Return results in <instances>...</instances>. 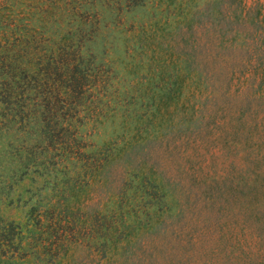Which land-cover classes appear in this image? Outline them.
Here are the masks:
<instances>
[{"label":"trees","instance_id":"16d2710c","mask_svg":"<svg viewBox=\"0 0 264 264\" xmlns=\"http://www.w3.org/2000/svg\"><path fill=\"white\" fill-rule=\"evenodd\" d=\"M42 1L48 7L36 15H19L0 0V203H11L14 184L24 180L49 190L31 227L0 212V261L55 262V237L71 241L73 217L64 224L62 216L54 217V189L63 194L88 184L111 155L110 147L85 142L83 125L102 122L117 103L138 129L171 106L190 103L193 110L183 109L182 118L192 119L193 128L207 130L213 122L221 129L215 139L232 155L229 168L199 176L195 205L181 201L169 222L155 220L170 207L163 194H138L134 207L110 214L109 231L92 235L89 246L108 245L102 256L115 264H264V0H207L203 6L169 0L174 13L158 45L157 90L145 99L151 111L140 114L125 106L131 96L115 87L111 72L98 70L90 49L97 27L87 15L96 11V1ZM51 18L57 26L49 28ZM143 26L136 51L147 55ZM88 224L93 232L103 225L97 215ZM148 229L155 230L144 235ZM212 243L228 258L210 257ZM200 250L206 257L196 261Z\"/></svg>","mask_w":264,"mask_h":264},{"label":"rangeland","instance_id":"374dc122","mask_svg":"<svg viewBox=\"0 0 264 264\" xmlns=\"http://www.w3.org/2000/svg\"><path fill=\"white\" fill-rule=\"evenodd\" d=\"M95 1L96 11H91L87 15L95 28L97 27L90 49L97 59L98 70L103 73L109 70L114 77L111 82L115 87L127 90L131 98H126L125 106L134 107L137 114L146 110L149 112L152 106L148 107L151 105L150 100L145 99L153 90H157L156 57L163 54V49L158 45L164 43V30L171 22L175 2L135 0L140 2L135 4L129 3L128 0H107V3H104V0ZM206 1L199 0V3L203 6ZM246 1L250 3L252 0ZM6 2L14 9H18L19 15L31 11L36 15L40 7H48L42 0ZM26 19L24 17V20ZM48 24L49 28L57 26L54 18H51ZM141 24L145 28L144 44L147 55L136 51L138 45L136 33L142 30ZM139 78L142 80L138 81ZM138 88L144 93L138 92ZM183 109L189 112L193 110L190 103L179 108L171 106L162 117L155 116L143 125H138L137 129L134 118L124 120L122 106L116 103L114 112L107 115L102 122L90 121L83 125L79 132L85 142H90L101 150L110 147L111 155L88 184L69 186L63 194L56 193L54 189L52 197L54 217L62 216V224L64 219L69 220V217H73L70 223V228L74 232L72 236L70 234L71 241H64V234H60L59 239L55 237L56 245L50 248L52 252H59L55 262L49 260L43 263L28 257L22 260L0 261V264H115L112 258L102 256L103 250L108 252V245H102V249H99V246L96 248L89 246L92 235L99 236L109 231L105 226L110 221V214H118L120 207L122 209L134 207L138 194L150 193L157 196L163 194L161 201H167L170 205L167 211L161 217H155V220L163 218L169 222L175 219L174 214L181 201L191 203L189 208L192 209L197 200V178L214 171L225 172L229 168L232 155L226 148H221L215 139L221 129L218 130L213 122L209 123V130L193 128L192 119H183L181 115ZM144 174L146 187L141 188ZM152 182L157 183L158 189L153 188ZM48 191L39 190L28 180L14 184L11 191L13 201L0 203V212L7 218H13L31 227V223L36 224L39 215L43 214L42 210L45 207L41 205L40 198L44 195L47 197ZM51 193L52 191L49 192ZM64 197L67 199L64 200ZM38 201L40 206L37 207L35 204ZM45 201L46 198L43 203ZM51 212L50 209H45V213ZM138 214L142 216L141 212ZM94 215H97L99 223L103 224L101 227L98 226L96 232H93L88 224V219ZM156 227H160L158 231H163L159 223ZM22 228L24 231L25 225ZM154 230L148 229L144 235ZM208 247L216 250L210 257L215 256L219 247L215 243ZM205 251L196 252L194 260L199 261L202 255L201 258H205ZM225 251L227 250L216 254L219 260L228 258Z\"/></svg>","mask_w":264,"mask_h":264}]
</instances>
